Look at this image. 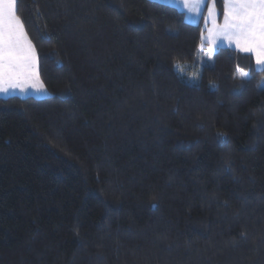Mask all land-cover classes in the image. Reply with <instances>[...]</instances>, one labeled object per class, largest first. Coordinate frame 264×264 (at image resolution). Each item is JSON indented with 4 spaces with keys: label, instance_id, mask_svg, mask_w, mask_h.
<instances>
[{
    "label": "trees",
    "instance_id": "obj_1",
    "mask_svg": "<svg viewBox=\"0 0 264 264\" xmlns=\"http://www.w3.org/2000/svg\"><path fill=\"white\" fill-rule=\"evenodd\" d=\"M17 13L51 95L0 98V264H264L251 56L220 48L205 64L200 25L151 0Z\"/></svg>",
    "mask_w": 264,
    "mask_h": 264
},
{
    "label": "snow or ice",
    "instance_id": "obj_2",
    "mask_svg": "<svg viewBox=\"0 0 264 264\" xmlns=\"http://www.w3.org/2000/svg\"><path fill=\"white\" fill-rule=\"evenodd\" d=\"M18 0H0V94L31 87L44 91L37 72L35 48L17 13ZM202 18L207 0H171ZM215 7L209 8V16ZM218 34L235 41L237 48L255 56L258 68L264 71V0H223V25ZM242 74V79L247 78ZM37 85L39 87L37 88Z\"/></svg>",
    "mask_w": 264,
    "mask_h": 264
},
{
    "label": "rangeland",
    "instance_id": "obj_3",
    "mask_svg": "<svg viewBox=\"0 0 264 264\" xmlns=\"http://www.w3.org/2000/svg\"><path fill=\"white\" fill-rule=\"evenodd\" d=\"M211 5H213V3L211 2ZM216 11V10H215ZM217 13V12H216ZM223 15V14H222ZM217 16H218V13H217ZM219 19H221L219 16H218ZM200 25L201 27V33H202V25L201 24H198ZM201 37V36H200ZM217 42H220L221 46L224 45L226 47H230L231 50L235 49L237 53H240V54H248L246 52H242L240 51L237 46H236V43L235 41H229V40H226L224 39L222 36H213V34L209 35V48H210V51H208L207 53L203 52L204 53V57H205V61H202L204 62L205 64L207 63V61H212V56L214 55V53L216 52V43ZM220 47V46H219ZM221 48H224V47H221ZM220 49V48H218ZM217 49V50H218ZM226 49H229V48H226ZM215 51V52H214ZM202 52V51H200ZM214 52V53H213ZM249 55H251L252 59H253V63H254V69L255 70H260L258 68V66L256 65V62H255V56L254 54L250 53ZM238 64L240 65L241 62L239 61ZM203 65V64H202ZM242 66V65H241ZM241 66H238V67H241ZM175 69L178 71V73L182 76V77H185L187 78L188 76V79L187 81L190 83V84H196L197 83V77L195 76V74L193 73L192 75L189 74L188 72L190 71V67L189 66H183V65H177L175 67ZM245 70H247L246 67H244ZM37 72H38V62H37ZM247 73V72H245ZM243 74V73H242ZM38 76H39V72H38ZM39 81L40 83L42 84L41 80H40V77H39ZM43 85V84H42ZM39 87V85H37V88ZM259 88L262 89L264 88V79L262 80V82L260 83L259 85ZM43 89L44 91H38L34 88H27V90L25 92H20L19 90H16L15 92H12L10 94H0V98H9V97H19V98H27V97H31V98H35V99H38V100H41V99H44V98H48L50 97V93L48 92V90H46V88L43 86Z\"/></svg>",
    "mask_w": 264,
    "mask_h": 264
},
{
    "label": "crops",
    "instance_id": "obj_4",
    "mask_svg": "<svg viewBox=\"0 0 264 264\" xmlns=\"http://www.w3.org/2000/svg\"><path fill=\"white\" fill-rule=\"evenodd\" d=\"M151 1H155V2L165 4V5H169V6L176 8L179 12H181L183 14L184 20L189 24H192V25L201 24L202 25V33H201L200 44H199V50L202 51V53L203 52L207 53L208 51H210L209 35L213 34V36H217V37L219 36L220 37V35L218 34V29L223 25V15H222L221 19H219L217 16V13L215 11V8H213L212 14H211V16H209V8H212V6H213V5H211V2L209 0H207V6L202 9V18H198L197 16L188 13L187 9L181 7L179 4L171 3V0H151ZM221 47L231 49L230 47H226L224 45L221 46L220 42H217L216 43V50L218 48H221ZM233 50L236 51L235 49H233ZM249 54L250 53H248L246 55H249ZM252 61H253V59H252ZM253 66H254V63H253Z\"/></svg>",
    "mask_w": 264,
    "mask_h": 264
}]
</instances>
